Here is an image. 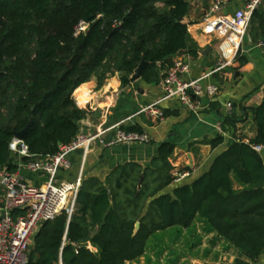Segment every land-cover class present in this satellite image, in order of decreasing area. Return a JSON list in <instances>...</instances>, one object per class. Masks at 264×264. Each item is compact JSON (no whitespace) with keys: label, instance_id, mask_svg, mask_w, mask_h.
Wrapping results in <instances>:
<instances>
[{"label":"trees","instance_id":"obj_1","mask_svg":"<svg viewBox=\"0 0 264 264\" xmlns=\"http://www.w3.org/2000/svg\"><path fill=\"white\" fill-rule=\"evenodd\" d=\"M189 1L0 0V166L13 168L8 145L27 126L22 140L37 158L53 157L75 138L89 113L73 98L81 84L95 79L100 87L116 76L120 88L156 84L174 56L196 57L184 23ZM80 23L87 29L74 36ZM254 25L264 41L262 8L249 26L257 45ZM141 61V78L132 83ZM262 94L257 107L231 106L221 124L230 134L226 150L198 179L170 194L163 193L176 180L169 141L158 144L148 168L124 163L103 181L83 180L73 213H59L34 235L27 264L133 262L154 234L187 230L196 218L236 252L234 264H257L264 254V162L254 149L264 148V88ZM210 107L221 115L217 105ZM248 119L254 135L245 141L237 126ZM122 129L143 133L137 124ZM223 143L218 135L200 144L215 149Z\"/></svg>","mask_w":264,"mask_h":264},{"label":"crops","instance_id":"obj_2","mask_svg":"<svg viewBox=\"0 0 264 264\" xmlns=\"http://www.w3.org/2000/svg\"><path fill=\"white\" fill-rule=\"evenodd\" d=\"M214 1H189L184 23L187 25L193 48L197 52L196 57L191 56V79H198L207 74L220 61L221 45L224 40L204 33L206 19H230L235 12L244 10L250 2V0H220L219 10L207 17ZM260 8L264 11V2ZM248 33L251 35L249 31ZM254 34L258 43L257 25H254ZM239 59L244 60L242 65ZM209 81L221 87L219 95L214 100H197L195 114L189 113L174 102H165L161 105L162 110L175 111L177 115L164 118L161 122H152L145 115L137 114L161 98L162 80L150 85L140 82L136 88L138 95L132 86L120 88L117 76L106 80L100 87L95 79L81 84L73 93V98L81 109L89 113L79 123V132L94 134L103 128L116 125L126 128L137 124L148 136L149 142L143 145H120L106 150L92 147L86 154L78 152L71 157V170L62 174L61 178L65 181H74L81 175L82 181L91 177L103 181L116 166L124 163H134L142 168H148L157 156L158 144L169 141L175 145L169 162L176 180L165 188L163 193L170 194L175 188L192 183L206 172L212 160L227 148L230 134L221 130L226 106L229 104L238 108L240 105L245 107L260 105L264 88V51L258 49L253 41L251 47L246 42L241 47L236 61L223 71L211 75ZM211 104L217 105L221 115L211 109ZM147 122H151L152 125H147ZM247 127L251 128V132L245 141L254 135L251 120L248 119L246 123L237 126V133L244 137L245 135L242 134ZM218 135L224 137V143L219 147L211 149L208 145L200 144ZM185 168L190 169V172L184 171ZM186 173L187 176L181 177ZM190 230L192 232L188 233ZM180 243L182 245L180 249H192L197 253L195 255L191 253L189 256L187 251L186 255L179 258L182 264H234L237 256L236 252L226 242L217 238L199 218L195 219L189 229H182ZM200 253L202 256L199 255ZM154 260H149L143 255L125 264H153L151 261ZM257 264H264V254L258 258Z\"/></svg>","mask_w":264,"mask_h":264},{"label":"built area","instance_id":"obj_3","mask_svg":"<svg viewBox=\"0 0 264 264\" xmlns=\"http://www.w3.org/2000/svg\"><path fill=\"white\" fill-rule=\"evenodd\" d=\"M263 2L250 0L244 10L235 12L230 19H206L204 33L224 40L217 66L200 78L191 79V55L182 53L175 56L162 79L161 98L137 115H145L152 122H161L164 119L161 105L165 102H174L195 114L197 100H214L221 87L211 83L209 77L236 61L241 47L247 42L251 15ZM220 5V0H215L207 17L217 12ZM86 29L87 25L80 23L74 36ZM256 47L264 51V41ZM231 111V105L228 104L226 115ZM148 142L145 133L128 132L116 125L97 130L94 134L78 132L70 143L59 146L53 157L37 158L29 152L23 140L13 138L8 145L13 168L0 166V264H27L26 253L42 223L53 220L61 212L68 216L73 213L82 176L74 181L61 178L62 174L71 170L72 156L78 152L86 154L92 147L106 150ZM254 149L258 151L261 148Z\"/></svg>","mask_w":264,"mask_h":264},{"label":"rangeland","instance_id":"obj_4","mask_svg":"<svg viewBox=\"0 0 264 264\" xmlns=\"http://www.w3.org/2000/svg\"><path fill=\"white\" fill-rule=\"evenodd\" d=\"M75 29L76 28H74V33H75ZM133 90L136 93V95H138V93L136 92V88H134ZM250 132H251V128L249 127L245 128L242 135H245L244 138L246 140L248 139L247 137L249 136ZM256 152L261 156L264 162V150L260 149ZM171 174H173V172H171ZM173 175L175 176V174ZM191 232L192 230L188 231V233ZM181 233H182V229L174 228L154 234L148 241L144 257H147L149 260L155 259L154 261H151L153 262V264H182L180 263L179 258L181 259V257L186 255L187 251L189 252L188 255L191 253L195 255L197 253H195L196 251L192 249L191 250H184L182 248H181L182 250L180 249V246L182 247L180 243ZM199 255L202 256L201 253ZM205 258H207V256H205Z\"/></svg>","mask_w":264,"mask_h":264},{"label":"water","instance_id":"obj_5","mask_svg":"<svg viewBox=\"0 0 264 264\" xmlns=\"http://www.w3.org/2000/svg\"><path fill=\"white\" fill-rule=\"evenodd\" d=\"M247 45L249 46V47H251L252 46V40H251V35L249 34V33H247ZM144 66H145V63H144V61H141V63L139 64V66L136 68V70L134 71V73H133V75H132V77L130 78V80H131V82L133 83V82H137V81H139L140 80V78H141V74H142V71H143V68H144ZM139 90V89H138ZM140 91V90H139ZM141 92V91H140ZM29 127L30 126H27V128L23 131V132H21V133H19V134H16L15 135V138L17 139V140H22L23 139V136H24V134L26 133V131L29 129ZM257 149H260V147H256ZM140 189V184L138 185V190ZM106 191H107V193H108V197L110 198L111 197V195H110V191L108 190V189H106ZM138 227V224L136 225V228ZM38 233V232H37ZM36 233V234H37Z\"/></svg>","mask_w":264,"mask_h":264},{"label":"bare ground","instance_id":"obj_6","mask_svg":"<svg viewBox=\"0 0 264 264\" xmlns=\"http://www.w3.org/2000/svg\"><path fill=\"white\" fill-rule=\"evenodd\" d=\"M86 91V90H85ZM86 95V94H85ZM82 97V96H81Z\"/></svg>","mask_w":264,"mask_h":264}]
</instances>
